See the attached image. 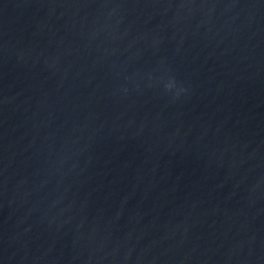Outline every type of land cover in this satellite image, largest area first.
I'll list each match as a JSON object with an SVG mask.
<instances>
[{
    "label": "water",
    "instance_id": "obj_1",
    "mask_svg": "<svg viewBox=\"0 0 264 264\" xmlns=\"http://www.w3.org/2000/svg\"><path fill=\"white\" fill-rule=\"evenodd\" d=\"M264 200V0H0V264H222Z\"/></svg>",
    "mask_w": 264,
    "mask_h": 264
}]
</instances>
